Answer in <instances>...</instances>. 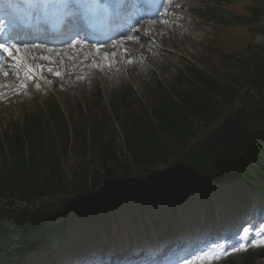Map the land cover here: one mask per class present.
Masks as SVG:
<instances>
[{
    "label": "trees",
    "instance_id": "1",
    "mask_svg": "<svg viewBox=\"0 0 264 264\" xmlns=\"http://www.w3.org/2000/svg\"><path fill=\"white\" fill-rule=\"evenodd\" d=\"M263 50V47L259 51L248 50L250 53L245 57L236 58V72L226 79L195 73L194 83H190L193 87L181 94L184 109L166 102L157 108L153 120L146 113L132 120L129 126L132 137L126 148L131 158L122 149L104 147L96 155L94 166L97 168H83L73 180L65 178L60 162H50L44 151L42 161L33 155L26 161L22 149L25 141L18 133L8 139L16 150V164L0 168V196L9 194L32 199L54 191L66 194L70 190L83 191L111 176L129 175L131 165L144 173L162 164H171L176 157L180 158V163L175 170L173 167L175 175L188 178L191 176L186 173L189 165L192 168L209 161L219 163L221 180L231 178L230 183H238L240 179L234 178L238 176L255 188L258 181H264V176L260 174L258 179L247 159L257 152L264 154V136L262 132L257 134L256 128L249 124L248 111L236 109L234 102L247 86L255 89L264 86ZM197 171V175L203 174V170ZM261 171L264 173V169L260 168Z\"/></svg>",
    "mask_w": 264,
    "mask_h": 264
},
{
    "label": "rangeland",
    "instance_id": "2",
    "mask_svg": "<svg viewBox=\"0 0 264 264\" xmlns=\"http://www.w3.org/2000/svg\"><path fill=\"white\" fill-rule=\"evenodd\" d=\"M235 3L237 7L234 9V12L238 15H247L244 11L241 0H236ZM193 26L196 25V22L191 21ZM200 30L208 31L207 28L201 27ZM235 31L229 30V28H225L223 25H219L217 29H215L216 37L213 41L214 45L209 48L208 51H204L202 46H204L205 40H201L200 43L194 44L193 36L189 35L192 39V47L190 45L184 46V42L182 45L184 48L180 52H172L168 49H160L151 51L148 49V56L145 57V62L143 64H136L131 60L130 62V70H132V74L124 73H116L112 80H108L105 78L97 79L95 81L83 82L80 87L77 89H66L59 85L54 79V84H50L47 86L46 93L41 92V88L36 87L38 83H32L31 85L36 88L38 92L35 96H27L25 92H23L22 101L19 98L10 99V104H0V127L3 130L8 127L10 124L16 122L18 119L21 120L22 113L24 110L34 111L37 108H41L45 102L52 98L56 101L60 107L62 108V114L67 113L71 123L70 128L73 131H76L77 128L81 127L82 122L85 120V112L87 110L88 102L92 101L93 96L95 94L96 88L99 86L102 89L104 101L108 108L113 110V105L110 101V95H116L117 99L121 92V86L124 82L130 84V86L136 91L137 100H139L142 105L146 108L151 109L153 105V89L155 87V80L158 79L164 86H169L176 75L178 74L177 66L182 61H193L197 62L201 57V52L204 54L205 59L203 60L206 65V71H213L218 75L229 74V72L233 69V65L228 62H223L221 58L222 52L236 55L242 53L243 46L249 44L250 48L256 49V45H260L264 43V38L257 36L254 40L250 37V35L245 31V29H234ZM188 32L192 34H198L197 29H187ZM202 32V31H201ZM177 39V37H172L169 39L162 38V45L167 48H171V45H175L173 41ZM172 41L170 44H165L164 41ZM142 45V44H141ZM143 46V45H142ZM140 50V49H138ZM144 50V49H143ZM246 54V53H245ZM68 79H71V75H69ZM257 100L259 96L252 93ZM8 101V100H7ZM5 101V103L7 102ZM96 111H93L91 115L88 117V122L85 123L86 129H91L89 134H92L95 131L94 123H98L101 125V128L104 132H112L111 127H121L126 124V118H121L118 124H113L110 121L102 118L97 120L95 115ZM140 112L139 104L137 101L132 105L130 109V114H135ZM74 135L79 134L77 132H73ZM82 139V137H80ZM116 144L119 149H121V142L119 139H116ZM63 157V168L67 175H71L75 172L78 162L81 160L80 152L74 153L72 156ZM91 161V160H90ZM81 166V165H80ZM97 168V166H94ZM136 191V189H135ZM171 199H167L170 201ZM164 209V208H163ZM156 216L162 214L161 208L158 211L154 212ZM245 253V252H244ZM235 254L233 255V259L235 264H246L245 260L248 257V254ZM220 262L212 263V264H220ZM254 264H264V258H260L254 262Z\"/></svg>",
    "mask_w": 264,
    "mask_h": 264
},
{
    "label": "snow or ice",
    "instance_id": "3",
    "mask_svg": "<svg viewBox=\"0 0 264 264\" xmlns=\"http://www.w3.org/2000/svg\"><path fill=\"white\" fill-rule=\"evenodd\" d=\"M75 15H76L75 12H69L65 17L66 22L72 20ZM0 38L4 40V42L0 43V50H2L10 58H12L14 60L15 65L18 68L23 66L26 69L24 75L27 77L28 80L33 79V75L37 74L36 70L41 69L42 66L37 64L35 65V68H33L31 64H28L26 62L27 58H29L30 56V53L28 49L24 46L23 40H17L12 36H6ZM76 44L77 41L73 40L71 47L75 48ZM32 47L35 48L39 46L33 45ZM13 51H15L16 53L15 56H13ZM57 55H59V53H57ZM40 59L51 60L52 57L41 56ZM105 59H107V55L105 56ZM47 70L49 72L53 71L52 68H48ZM30 73L32 75H30ZM54 74L57 76L61 75V73L58 71L55 72ZM4 75L6 76L8 75V73L5 72ZM24 86L25 85L23 84L21 85V87ZM39 86H40L39 84L36 85L37 88H39ZM17 91H19V89H17ZM260 243H264V241H261L259 243L253 242L251 245H246L241 243L239 244L238 247L229 246L228 250L219 249V245H216L215 247H210L208 250L200 249V250L192 251L188 254L186 258L180 260V264H212L213 261L219 260L223 256H226L228 254L237 251H246L249 246H259Z\"/></svg>",
    "mask_w": 264,
    "mask_h": 264
},
{
    "label": "bare ground",
    "instance_id": "4",
    "mask_svg": "<svg viewBox=\"0 0 264 264\" xmlns=\"http://www.w3.org/2000/svg\"><path fill=\"white\" fill-rule=\"evenodd\" d=\"M131 13V11H130ZM136 16H138V14H136ZM158 27V22H152V23H145L143 24V26H139L136 28V30H147L150 34H145V39H151V40H154L156 39V32L154 33L153 30H155L156 28ZM151 34H154V35H151ZM133 44L137 43L138 41H141L143 40V38H137V37H134V38H129ZM172 43V41H166L165 44H170ZM33 46V45H31ZM96 47V46H94ZM120 47H113V46H108L104 49H101V52H105L107 50H119ZM28 51L30 53H36L38 52V49L37 48H33V47H30L28 49ZM49 53V52H48ZM148 50H134V49H130L129 47L126 48V57H128L129 59H131L133 62H135L136 64H143V62L145 61V57L148 56ZM95 54V53H94ZM62 57H66L65 55H62ZM95 57H96V60H94L93 62V65H92V68H98L104 75H110L109 72L106 71L107 67H108V61L105 60L100 54H95ZM147 58V57H146ZM84 63L82 60H79V59H75V60H70L68 62V66L69 68H73V69H78L80 68L81 66H83ZM89 69V68H85L84 69V74H81L83 77H92L93 76V69ZM114 68L117 69V70H120V67L118 66V64H114ZM130 74H132V70H130ZM74 75H71V78H73ZM28 214L24 213L22 215V217H26ZM8 237H10V235L6 234Z\"/></svg>",
    "mask_w": 264,
    "mask_h": 264
}]
</instances>
